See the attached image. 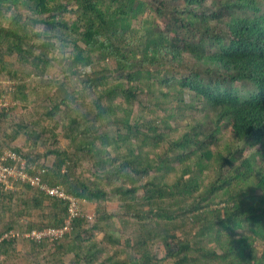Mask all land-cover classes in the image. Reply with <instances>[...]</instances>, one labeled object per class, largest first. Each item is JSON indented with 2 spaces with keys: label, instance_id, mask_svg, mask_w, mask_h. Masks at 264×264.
Wrapping results in <instances>:
<instances>
[{
  "label": "trees",
  "instance_id": "trees-1",
  "mask_svg": "<svg viewBox=\"0 0 264 264\" xmlns=\"http://www.w3.org/2000/svg\"><path fill=\"white\" fill-rule=\"evenodd\" d=\"M0 75V264H264V0H0Z\"/></svg>",
  "mask_w": 264,
  "mask_h": 264
},
{
  "label": "clouds",
  "instance_id": "clouds-1",
  "mask_svg": "<svg viewBox=\"0 0 264 264\" xmlns=\"http://www.w3.org/2000/svg\"><path fill=\"white\" fill-rule=\"evenodd\" d=\"M193 9L196 11L194 13V15L200 17L201 14H202V9H201V3H199V5H196L194 4L193 5ZM199 23L201 24V21L199 20ZM184 59L182 62L184 63H190L191 62V57H189L187 54H184ZM4 98V97H3ZM5 99V98H4ZM6 100V99H5ZM200 105L201 104L197 101H194L192 99V96L190 95L187 99V101L185 102L184 105H181V109L178 111V113H176V115L170 120L171 123H169L171 125V127L169 128L167 126V129H166V135H171L172 138H175L177 141L180 140L181 141H188L187 140V135L189 133V131L193 130V128L195 127H205V131H207L206 133L209 132V129H208V125L207 123L204 121V118H202L201 116H203L202 113H200L199 115H196L195 112H194V109H193V104L194 105ZM202 107V106H201ZM203 112L206 113L208 112L207 109H204L203 108ZM172 124H174L175 126L173 127ZM181 132L180 133V136L178 137H174V135L177 133V132ZM230 134V137L227 133H224L223 134V137H228L227 140L231 141L232 144H237L235 142V140L233 139V137L231 136V133ZM204 141V140H203ZM207 142H209L207 140ZM214 147L217 149L216 145H214ZM10 155H13L15 158H12ZM7 157V158H10L12 161L15 162V166L13 168H10L9 167H5L3 166V161H4V158ZM25 161L23 159H21L20 157H18L17 155H15L13 152H9L7 151L6 154H2V156L0 157V179H2V175H4V173H7V172H10V174H8L7 176V183H8V186H6L4 183V186L6 189H11L12 188V180H18V181H21V182H29L32 186H40V182L37 178H34V177H31L29 176V174L27 173L26 171V166H25ZM18 171H22L24 174H25V178L22 179L20 177V175H18ZM6 175V174H5ZM9 179H11L9 181ZM55 189H53L52 191H50L49 193L50 194H53V195H56L55 193H53ZM59 192L62 193V195H60L62 198H64L65 200H68L69 202V207L71 208V210L73 212H78L80 211L81 209V199L80 198H76V197H71L70 194H65L63 192V190H59ZM80 201V202H79ZM80 203V204H79ZM75 207V208H73ZM49 231H55V229H46V230H30L28 232H25L22 234L23 237H30L31 239L34 238L36 239V241H54V240H57L59 239L60 237L63 236V232L61 234H58V236H55V235H47V236H43V237H40V238H36L35 237V234L37 233H46V232H49ZM15 232L10 230L9 234L7 236H15Z\"/></svg>",
  "mask_w": 264,
  "mask_h": 264
},
{
  "label": "rangeland",
  "instance_id": "rangeland-1",
  "mask_svg": "<svg viewBox=\"0 0 264 264\" xmlns=\"http://www.w3.org/2000/svg\"><path fill=\"white\" fill-rule=\"evenodd\" d=\"M75 7V6H74ZM66 19L67 20H74V19H76V17H75V15H67L66 16ZM72 23V22H71ZM69 51V50H68ZM67 56H69L68 54H67ZM59 57V54L57 53V55H56V58H58ZM94 57H97L96 55H94L93 56V58ZM59 59V58H58ZM58 70L56 71V68H55V66H54V68H52L50 71H49V75L50 76H54L55 74H56V76L57 75H61V76H63V78H65V77H67L68 75H69V69L68 68H66V67H68V66H66V67H63V65H62V63H58ZM60 70H62V71H60ZM56 72V73H55ZM65 76V77H64ZM7 78L8 77H6V76H2V75H0V81H2V82H5V81H7L8 82V80H7ZM9 82H12L11 80H9ZM6 103H7V100H6ZM172 126L174 127L175 125L174 124H172ZM180 131L179 132H177L175 135H174V137H178V136H180ZM23 138V137H22ZM227 139H228V137H224V138H222L221 139V143H225V142H227ZM23 141H24V138H23ZM63 143H67V141L65 142H63ZM62 145V144H61ZM80 202V201H79ZM81 203V202H80ZM79 203V204H80ZM117 205V203H114V205L113 206H116ZM73 208H75V207H73ZM31 220L32 221H34L33 220V218L31 217ZM103 235L101 234L100 235V237H102ZM127 253H125L124 254V256H125V258H127V254H129V252H131L130 250H129V248L127 249V251H126ZM30 262H31V259H30ZM55 262H58V261H55ZM41 263H43V264H46V261L43 259V260H41Z\"/></svg>",
  "mask_w": 264,
  "mask_h": 264
},
{
  "label": "built area",
  "instance_id": "built-area-1",
  "mask_svg": "<svg viewBox=\"0 0 264 264\" xmlns=\"http://www.w3.org/2000/svg\"><path fill=\"white\" fill-rule=\"evenodd\" d=\"M5 105H6V100L3 97H0V108L3 107V106H5ZM9 156H11L12 158H15L13 155H10L9 154ZM8 174H10V172L4 173V175H2V179H1V181L6 186H8V183H7V176H8ZM18 175H20V177L22 179H24L26 177L25 174L22 171H18ZM53 193L62 195V193L59 192L58 190H54ZM61 233L62 232H60L59 230H55V231H49V232H46V233H37V234H35V237L36 238H40V237L47 236V235H55V236H58V234H61Z\"/></svg>",
  "mask_w": 264,
  "mask_h": 264
}]
</instances>
